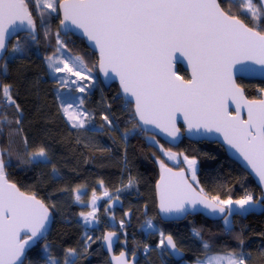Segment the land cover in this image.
Returning a JSON list of instances; mask_svg holds the SVG:
<instances>
[{"label": "snow or ice", "instance_id": "snow-or-ice-1", "mask_svg": "<svg viewBox=\"0 0 264 264\" xmlns=\"http://www.w3.org/2000/svg\"><path fill=\"white\" fill-rule=\"evenodd\" d=\"M30 3L41 22L48 10L62 12L61 25L70 22L95 43L100 51V69L105 75L110 70L119 77L123 94L134 98L133 119L138 118L144 125L154 124L175 139L179 129L175 127L173 115L182 111L190 131L204 128L208 132L222 133L226 143L240 153L264 185V100L244 101L248 112L246 120L231 116L225 103L228 98L233 102L237 97L243 100L231 78L233 64L241 58L252 60L264 71V31L258 30L264 21V0H0V53L8 51L9 28L17 23H26L29 35L36 39V21ZM232 4L239 5L241 14H246L253 22L252 27L240 15L233 14ZM57 45L55 53L46 57L49 69L76 77L71 84L88 80L90 77L85 72L92 70L86 68L79 56L58 55L65 47L59 33ZM10 51L19 53L23 49L12 46ZM176 52L187 58L192 68L190 80L182 81L171 72V59ZM58 83L67 86L69 80L64 78ZM86 87L81 85L78 90L83 93ZM83 103L81 98L78 105L60 104L68 123L77 130L84 129L90 122V114L81 110ZM9 105L14 106L17 113L21 112L12 95V85L0 83V107ZM240 107L237 103V112ZM103 119L112 125L107 115ZM0 120L12 123L6 115L0 114ZM15 123L19 125L20 119L17 118ZM24 143L27 147V139ZM160 150L169 159L176 158L163 146ZM6 151L0 150V264H23L26 247L44 233L50 214L42 200L35 195H26L7 181ZM47 159V150L41 146L29 152L24 162L40 163ZM184 162L188 165L192 183L183 171L173 172L160 162L161 177L156 187L162 213H184L189 206L194 209L201 205L213 213H220L225 229L231 231L229 217L240 215L264 201V194L260 200H254L251 192L237 200L221 199L219 195L209 198V194L198 187L196 160L184 156ZM132 183L130 179L128 186ZM75 192V199L80 201V189ZM96 199L93 193V203ZM80 215L85 224H91L95 220V208ZM148 227H153L151 222ZM114 235L109 233L104 237L109 250ZM160 237L158 247L179 251L171 235L161 232ZM240 244L243 245V240ZM203 247L209 249L207 243ZM47 248L45 245V250ZM76 255L75 248H68L63 264H76ZM124 255L123 252L120 254L121 257ZM114 259H118V264H127V261ZM248 259L250 253L228 251L206 254V259L198 260L197 264H246ZM47 264H59V261L49 256Z\"/></svg>", "mask_w": 264, "mask_h": 264}, {"label": "trees", "instance_id": "trees-1", "mask_svg": "<svg viewBox=\"0 0 264 264\" xmlns=\"http://www.w3.org/2000/svg\"><path fill=\"white\" fill-rule=\"evenodd\" d=\"M231 7L233 14L240 15L249 27L253 26L251 19L241 14L238 4ZM30 10L36 21L37 41L33 43L30 36L18 34L9 42L8 51L0 62V83L12 85V95L21 108L17 113L14 106L0 107V114L12 121L0 120V146L1 150H8L4 152L8 181L21 192L42 200L54 221L46 238L28 250L24 264H47L49 256L63 264L68 248L76 249V264H109L102 249V235L110 228L108 218L101 213L100 230L93 229L85 235V222L80 215L85 209L74 202L76 189L84 190L83 201L93 193L100 195L105 191L116 195L125 209H132L133 218L124 226L128 229L129 248L136 247V252L142 253L139 264H177L167 257L164 248L157 246L161 232L173 237L177 248L184 253V262L189 264L200 260L207 252L228 251L250 253L246 264H264V207L260 212L252 210L231 216V231L225 229L223 219L208 221L198 214L187 216L182 222L163 224L156 214L155 185L160 162L170 166L161 146L196 160L199 187L209 198L219 195L221 199L237 200L251 192L254 199L260 200L261 190L253 179L226 157L218 144L193 143L184 138L177 147L171 148L145 134L138 128L132 116V105L120 96L119 88L113 84L106 89L100 83L97 56L73 35L59 36V39L70 56H79L86 68L92 70V81L86 80L83 84L87 85L83 98L91 123L84 129L72 128L59 109L57 81L49 77L45 65L46 57L52 56L58 47V11L48 10L41 22L31 3ZM258 30L264 31V21ZM12 46L21 47L23 51L12 53ZM177 73L184 80L188 79L182 67H178ZM236 82L250 101H257L264 93V82L248 79ZM105 115L112 121L111 128L103 121ZM17 118L21 121L19 125L15 123ZM41 146L47 150V160L24 162L29 152ZM170 167L184 170L182 163ZM130 179L131 187L128 186ZM130 197L135 198L131 205ZM261 203L264 205V201ZM144 207H147L146 215H143ZM121 214L116 213L120 220ZM148 220H153L157 230L144 235L142 227ZM205 243L209 249H204ZM45 245H48L47 250Z\"/></svg>", "mask_w": 264, "mask_h": 264}, {"label": "water", "instance_id": "water-1", "mask_svg": "<svg viewBox=\"0 0 264 264\" xmlns=\"http://www.w3.org/2000/svg\"><path fill=\"white\" fill-rule=\"evenodd\" d=\"M58 14H59L60 21H61V19L63 18V14H62V12H59V11H58ZM58 25H59L58 26L59 36L68 37V36L73 35V36L77 37L78 39L84 41V44L88 47V49L93 54H95L97 56V66H98L97 67V73H98L100 83L106 89L109 88L113 84L116 85L119 88L120 96L123 97V99L128 104L130 103L132 105L133 113H134V110H135L134 98H132L130 96H125L123 94V90H122L121 85H120L119 77H117L110 70L108 72V75H105L104 71H102L100 69V66H99L100 51L96 47L95 43L88 39V37L83 33L82 29L77 28L75 25L71 24L70 22H67L65 25H61V23L59 22ZM29 32H30V29L27 28L26 23L24 25H20L19 23H17L15 26L10 27L8 35H7L8 45H9V42H11L14 39V37H16L18 34H26V35L30 36ZM35 35H36L35 40H33L31 38L33 43H35L38 39L37 27H36ZM6 52L0 53V62H1V59L4 57V55L6 54ZM178 67H182L183 70L186 73H188V79L187 80H190L192 77V68L188 63L187 58L185 56L181 55L180 52H176L174 54L173 58L171 59V64H170L171 72L175 73L176 78L179 79L182 77H180L177 73ZM261 67H262L261 65L254 63V61L243 59V58H241L239 60V62L233 64V66L231 67V69H230L231 78H232L233 82L235 83V85L240 89V91L242 93V97H243V100H241L239 97H237L236 102H233L232 98H228L225 101L226 106H227V110L231 116H233V117L239 116V118H241V119H245V120L247 119L248 112H247V108L244 106V101H249V102H251V101L246 99L245 92H243V89L238 85L236 80L248 79V80H254V81L258 80V81L264 82V71H261ZM187 80H184L182 78V81H187ZM261 100H264V93L261 95V97L257 101H261ZM237 103H240V105H241L239 112H237ZM173 119H174L175 127L177 129H179V132L176 133L175 139L168 136L167 133L162 132L154 124L144 125V124L139 122L138 118H136L135 120H136L137 125H139L138 128L140 130H142L145 134H147L151 137L153 136L157 139H160L161 142H164L165 144H167L171 148L177 147L182 142V140L184 138L190 142H193V143H195V142H199V143L208 142V143L218 144L220 147L223 148V150L225 152V156L228 157L231 161H233L236 165H238V167H241L248 174V176L253 179L255 185L258 188H260L261 195L264 194V185L260 184L258 177L255 175V173L252 171L251 167L247 164V161H245L243 159V157L240 155V153L237 152L236 149L232 148L228 143H226L222 133L216 132V131L208 132L204 128H200L199 130L193 128L190 131L187 123L185 122L184 114L182 111L175 112L173 115ZM0 150H1V146H0ZM166 167L171 168L170 166H167V165H166ZM171 169L173 172L183 171L185 173V175L187 176L185 170H178V169H173V168H171ZM159 171H160V174H159V177L156 181L157 183L160 181L161 167H160ZM5 178H6V175H5ZM7 181H8V179H7ZM157 183L155 185L156 203H157L156 204V214H158L159 220L163 224L182 222L183 220H185L187 218V216H197L198 214L202 215L208 221L210 220V221L217 222V221H220L221 219H223L220 213H213L209 209H206L201 205H197L194 209L189 206L188 210L184 213H170V214L162 213L160 211V208H159V197H158V192H157V187H156ZM189 183H191L190 180H189ZM26 195H30V194H26ZM48 210H49V214H50L48 226H47L46 230L44 231V233L40 237H38L35 240H33L32 242H30V244L26 247L25 256L23 258V264H24V261L27 257L28 250L31 247H33L35 244H38V242H40L42 239H45L46 236L48 235L49 231H50V228L53 224L54 219H53L52 212L50 211L49 208H48ZM126 216H127L126 221H128V215H126ZM109 233H112V232H108V233L103 235V244H102V249L107 256L108 263L109 264H118V259H114V257H116V258H119L121 260L127 261V264H136V262H138V260H139L138 255L131 257V259L129 260L127 252H125V253L123 252L125 254L123 257L120 256L121 253L115 254V249H116L115 245L119 242V239H120V237L118 236V234L116 232H113V233H115V235L111 238L112 239V246H111V250H109V248L107 246V242L104 240V237L106 235H108ZM22 235H23V233H22ZM164 249H165L167 256L171 257L173 259V261L177 264H179V262H182L185 258L184 253L181 250H179L178 252H173L171 249H167V248H164Z\"/></svg>", "mask_w": 264, "mask_h": 264}, {"label": "rangeland", "instance_id": "rangeland-1", "mask_svg": "<svg viewBox=\"0 0 264 264\" xmlns=\"http://www.w3.org/2000/svg\"><path fill=\"white\" fill-rule=\"evenodd\" d=\"M58 55H63V56L68 57V58L72 57L66 52L65 47L61 49V52ZM73 57H75V56H73ZM45 65H46V68L48 70L49 77L51 79L53 78V79H55L57 81V87H56L55 90H56V98H57L58 103H59V109H60L61 102L73 103V104L78 105L79 104V100L81 98L84 100L83 96H84L85 91L82 93V92H80L78 90V88H79V86L83 85L86 80L85 81H78L77 84H71L70 81L71 80H76L77 79L76 77H73V76H71V74H67V73H54L51 69H49L48 61L45 62ZM81 70L84 71L85 69L82 68ZM85 74L88 75L89 77L91 75V73H87V72H85ZM64 78H67L69 80V84L67 86H61L58 83L59 80H62ZM88 80L92 81V77H90ZM81 110L82 111H87V110H85V100H84L83 105L81 106ZM61 113H62V111H61ZM62 116L67 121V118L63 115V113H62ZM103 121H104V119H103ZM90 123H91V121L88 122L87 124L90 125ZM104 123H105V125L107 127H109V128L112 127V125L111 126L108 125L105 121H104ZM16 134H17V132H16ZM17 136H19V135L17 134ZM165 151H168V150H165ZM162 153H163V156L165 157V159L168 161L170 166L175 167V166L179 165L180 163H182L183 166H184V170L186 171L187 177L190 180V182L192 183V181L190 179V175L191 174L188 172V165L184 162V155L176 153V152H171V153L175 154L176 158L175 159H169L168 156L164 154V152H162ZM197 171H198V169H197V162H196V176H197ZM193 186L196 187L197 185L194 184ZM198 187H199V185H198ZM79 194H80L81 198H80V201H77L75 199L76 192L74 193V195H73L74 196V202L78 206H80V207L85 209L84 213H88L90 211H93V208H95V220L91 224H85V228H86L85 235H88L91 230L100 229V227H99V225H100V217H99L100 216V214H99L100 213V209L99 208H100L101 203H105L106 207H110L111 204H112V200H113L112 198H114L116 195H114V194L112 195V194H109V193L107 195H105V191L101 192L100 195H96L97 199L93 203V194L90 195V198L87 201H83V198L85 197L84 196V190H80ZM254 200H256V199H254ZM261 205H262V203H261ZM261 205H256L254 207H251L250 210H248V211H252L253 210V211H256V212H260V211H262V208H263V207H261ZM105 211H106V209H105ZM229 220H230V217H229ZM149 222H151V224L153 226L152 228L148 227ZM156 230H157V226L154 225L153 220L145 222V224L142 227V231H143L144 235L145 234H149V233H155ZM43 250H44V247H43ZM206 254L207 255H218V254L213 253V252H207ZM206 254H204L205 256L203 258H200L201 259L200 261H204L206 259ZM221 254H224V253H221ZM184 263L186 264V262H184ZM192 264H197V261H195Z\"/></svg>", "mask_w": 264, "mask_h": 264}, {"label": "flooded vegetation", "instance_id": "flooded-vegetation-1", "mask_svg": "<svg viewBox=\"0 0 264 264\" xmlns=\"http://www.w3.org/2000/svg\"><path fill=\"white\" fill-rule=\"evenodd\" d=\"M112 199L113 200H112V204H111L110 207H106L105 203H101L100 208H99L100 209V213L99 214L102 213L103 215L108 217V226L110 227L108 229V231H106L104 234H106L108 232H112V233L116 232L118 234V236L120 237V239H119V242L115 245V248H116L115 249V254H120L122 252H124V253L127 252L129 260L131 259V257H133L135 255H138L139 256V260H138V262H136V264H139V262L142 259V254L141 253L138 254L136 252V247L133 248V250H131L129 248V246H128L129 243H127V238L128 237H126L127 233H128V229H126V226H124V225H128L130 223L131 219L133 218L132 209L131 208L130 209H125V206L122 205L120 199L117 196H115ZM134 200H135L134 197L133 198L130 197L129 204L130 205H131V203L133 204ZM105 209H106V211H105ZM117 211L122 213L120 215L121 216V220L118 219L117 216H116ZM144 214L145 215L147 214V207H144V209H143V215ZM126 215H128V221H126V217H127ZM121 222H123V226H121ZM99 230L100 229H98V231ZM131 230H133V229L131 228ZM103 235H102V244H103ZM167 257H169V256H167ZM170 259H172V258L170 257ZM179 264H180V262H179Z\"/></svg>", "mask_w": 264, "mask_h": 264}, {"label": "built area", "instance_id": "built-area-1", "mask_svg": "<svg viewBox=\"0 0 264 264\" xmlns=\"http://www.w3.org/2000/svg\"><path fill=\"white\" fill-rule=\"evenodd\" d=\"M181 264H185L184 262H181ZM186 264H188V263H186Z\"/></svg>", "mask_w": 264, "mask_h": 264}, {"label": "crops", "instance_id": "crops-1", "mask_svg": "<svg viewBox=\"0 0 264 264\" xmlns=\"http://www.w3.org/2000/svg\"><path fill=\"white\" fill-rule=\"evenodd\" d=\"M200 260H201V259H200ZM200 260H199V261H200ZM197 261H198V260H197Z\"/></svg>", "mask_w": 264, "mask_h": 264}]
</instances>
